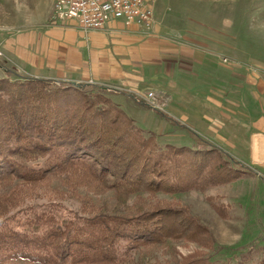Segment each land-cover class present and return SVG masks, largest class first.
I'll use <instances>...</instances> for the list:
<instances>
[{
  "label": "trees",
  "instance_id": "16d2710c",
  "mask_svg": "<svg viewBox=\"0 0 264 264\" xmlns=\"http://www.w3.org/2000/svg\"><path fill=\"white\" fill-rule=\"evenodd\" d=\"M106 92L98 84L76 85L13 70L0 78V264L17 259L39 264H148L145 254L174 240L206 244V227L182 206L156 195L221 184L237 177V163L231 162L229 170L223 151L208 144L199 148L207 142L204 138L156 109L195 142L193 148L160 146L156 134H146ZM36 160L39 163L31 166ZM61 176L70 191L50 187L49 181ZM7 185L9 190L4 189ZM33 188L51 200L39 210L25 203L32 199L26 193ZM80 189L91 194L113 190L122 211H104L89 197H80ZM69 197L79 200V212H60ZM130 198L131 205L125 206ZM17 211L27 213L23 225H36L34 233L13 221ZM211 245L207 243L209 252L214 251ZM209 252L176 263L264 264V258L213 261Z\"/></svg>",
  "mask_w": 264,
  "mask_h": 264
},
{
  "label": "rangeland",
  "instance_id": "374dc122",
  "mask_svg": "<svg viewBox=\"0 0 264 264\" xmlns=\"http://www.w3.org/2000/svg\"><path fill=\"white\" fill-rule=\"evenodd\" d=\"M54 2L0 0V40L15 38L28 31L44 30L47 23L56 22L53 16ZM152 8L153 26L148 30L143 29V32L154 39L165 38L170 43L183 41L204 49L202 67L207 73V80L202 82L205 85L203 88L213 89L214 95L203 94L210 102L205 96L197 99L203 107L198 106L196 112L192 110V113L191 110L170 107L167 95L161 96L160 102L154 98V105H151L145 96L149 91L134 94L138 102L142 103L141 106L134 103L132 108L121 107L146 134L154 132L160 146L173 144L193 148L195 142L186 130L169 123L156 109L174 118L185 128L191 127L192 131L207 141H202L203 147L199 148H207L208 144L217 151H223L228 157L221 159L229 170L231 162L237 163L236 173L232 171L233 176L237 177H231L221 184H210L172 195L158 193L156 196L161 201L182 206L206 227L207 242L204 245L197 240L177 239L168 247L149 251L144 256L145 260L148 264H177V261L197 252H209V242L214 246V251L208 253L213 261L256 262L264 258V163L252 161L250 139L256 132L264 134V0H154ZM15 56L0 45V78L5 76L6 70L29 76ZM76 82L97 84L92 80ZM98 85L104 87L106 96L115 102L117 96H122V92L126 91L120 87ZM217 87L223 90L225 96L220 100L222 103L219 107L215 106ZM228 92L231 98L235 96L239 99L241 107L229 104L231 100L228 99ZM142 106L143 112L139 111ZM253 139L254 158L264 160V135H255ZM36 163L39 161H34L31 166ZM61 178L50 180V187L54 191L68 192L70 188L62 181L65 177ZM10 185L4 189L9 190ZM79 191L80 197H89L94 205L106 212L122 211L123 205L118 203L113 190L98 194L86 193L84 189ZM26 194L32 199L25 203L37 210L43 207V202L51 201L47 200L48 194L34 188ZM78 202L76 197L66 198L62 201L60 212H79ZM131 203L130 198L124 205L129 206ZM84 210L85 207H82L80 214ZM12 215L13 221H18L22 228L32 230L30 233L36 231L33 230L37 227L34 224L31 227L23 225L27 213L17 211ZM4 264L39 263L17 259Z\"/></svg>",
  "mask_w": 264,
  "mask_h": 264
},
{
  "label": "crops",
  "instance_id": "0c3cea01",
  "mask_svg": "<svg viewBox=\"0 0 264 264\" xmlns=\"http://www.w3.org/2000/svg\"><path fill=\"white\" fill-rule=\"evenodd\" d=\"M45 28L47 30L28 31L15 38L0 40L4 50L17 55V60L29 76L92 80L97 84L123 88L125 96H117L116 101L126 109L134 103L141 106L134 94L147 91L153 92L159 102L161 96L167 95L170 107L191 110L190 113L203 107L197 99L205 96L210 102L203 94L214 95L213 89L203 88L205 85L202 82L207 80V73L202 67L205 51L192 44L154 39L138 26H125L120 19H110L100 29L84 30L74 19L50 22ZM215 91L218 92L215 106L219 107L220 100L225 96L221 88L217 87ZM230 94L229 104L241 107L239 99L235 96L231 98ZM143 108L139 111L143 112ZM255 135L264 134L256 132L251 136V158L253 162L264 163V160L254 158Z\"/></svg>",
  "mask_w": 264,
  "mask_h": 264
},
{
  "label": "built area",
  "instance_id": "2783aa9c",
  "mask_svg": "<svg viewBox=\"0 0 264 264\" xmlns=\"http://www.w3.org/2000/svg\"><path fill=\"white\" fill-rule=\"evenodd\" d=\"M154 0H55L54 19H74L84 30L100 29L110 19H120L125 26H138L148 30L153 26ZM146 100L154 105L153 92Z\"/></svg>",
  "mask_w": 264,
  "mask_h": 264
},
{
  "label": "water",
  "instance_id": "95a60500",
  "mask_svg": "<svg viewBox=\"0 0 264 264\" xmlns=\"http://www.w3.org/2000/svg\"><path fill=\"white\" fill-rule=\"evenodd\" d=\"M72 84H76V85H78L80 82H76V81H73V82H71ZM133 97V96H132Z\"/></svg>",
  "mask_w": 264,
  "mask_h": 264
}]
</instances>
